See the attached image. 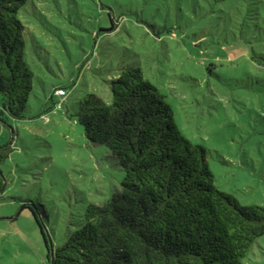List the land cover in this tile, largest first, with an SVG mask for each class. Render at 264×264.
<instances>
[{
	"label": "rangeland",
	"instance_id": "rangeland-1",
	"mask_svg": "<svg viewBox=\"0 0 264 264\" xmlns=\"http://www.w3.org/2000/svg\"><path fill=\"white\" fill-rule=\"evenodd\" d=\"M245 3L28 0L20 16L35 81L23 117L1 119L0 95V145L12 148L0 164V264H49L24 203L37 204L56 248L86 204L121 187L122 166L109 147L86 137L78 103L90 93L110 102L109 80L127 64L143 69L184 134L207 148L217 186L243 204L264 205V66L251 59L264 53V42L257 44L264 29L252 38L234 24L235 5ZM112 19L115 29H101ZM57 85L68 90L61 108L51 98ZM243 262L264 264V233Z\"/></svg>",
	"mask_w": 264,
	"mask_h": 264
},
{
	"label": "trees",
	"instance_id": "trees-1",
	"mask_svg": "<svg viewBox=\"0 0 264 264\" xmlns=\"http://www.w3.org/2000/svg\"><path fill=\"white\" fill-rule=\"evenodd\" d=\"M256 1L235 5L231 18L252 38L264 29V5ZM27 2L0 0L1 119L23 117L34 90L20 16ZM116 27L112 19L111 27L101 29ZM251 59L264 66V53ZM60 87L51 94L60 98L57 108L68 94L64 87L67 94L58 96ZM109 89L110 102L96 93L82 97L78 118L90 141L115 153L125 173L121 187L101 203L86 204L56 248L37 204L22 206L40 226L49 264H245L244 256L264 233V205L243 204L217 186L207 148L184 134L173 106L140 66L121 67ZM11 149L10 143L0 145V164ZM5 186L0 168V194Z\"/></svg>",
	"mask_w": 264,
	"mask_h": 264
},
{
	"label": "built area",
	"instance_id": "built-area-1",
	"mask_svg": "<svg viewBox=\"0 0 264 264\" xmlns=\"http://www.w3.org/2000/svg\"><path fill=\"white\" fill-rule=\"evenodd\" d=\"M56 94L58 96H65L67 94V91L64 87H60L56 90ZM59 107H60V105H59Z\"/></svg>",
	"mask_w": 264,
	"mask_h": 264
}]
</instances>
